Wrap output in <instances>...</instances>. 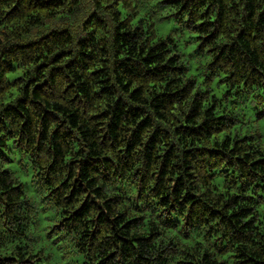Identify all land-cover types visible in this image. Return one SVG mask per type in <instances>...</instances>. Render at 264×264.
<instances>
[{
  "label": "clouds",
  "instance_id": "obj_1",
  "mask_svg": "<svg viewBox=\"0 0 264 264\" xmlns=\"http://www.w3.org/2000/svg\"><path fill=\"white\" fill-rule=\"evenodd\" d=\"M0 264H264V0H0Z\"/></svg>",
  "mask_w": 264,
  "mask_h": 264
}]
</instances>
